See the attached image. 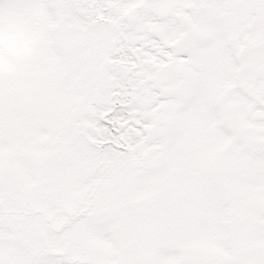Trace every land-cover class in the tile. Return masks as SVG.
<instances>
[{"label": "snow or ice", "instance_id": "obj_1", "mask_svg": "<svg viewBox=\"0 0 264 264\" xmlns=\"http://www.w3.org/2000/svg\"><path fill=\"white\" fill-rule=\"evenodd\" d=\"M0 264H264V0H0Z\"/></svg>", "mask_w": 264, "mask_h": 264}]
</instances>
